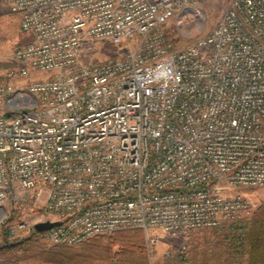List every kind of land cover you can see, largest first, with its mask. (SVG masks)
Segmentation results:
<instances>
[{
	"label": "built area",
	"instance_id": "obj_1",
	"mask_svg": "<svg viewBox=\"0 0 264 264\" xmlns=\"http://www.w3.org/2000/svg\"><path fill=\"white\" fill-rule=\"evenodd\" d=\"M190 1L9 0L28 39L0 75V214L34 213L7 230L58 220L44 242L76 246L140 229L150 250L252 213L231 192L264 187V0H227L177 48L163 26ZM103 44L125 50L85 58Z\"/></svg>",
	"mask_w": 264,
	"mask_h": 264
},
{
	"label": "rangeland",
	"instance_id": "obj_2",
	"mask_svg": "<svg viewBox=\"0 0 264 264\" xmlns=\"http://www.w3.org/2000/svg\"><path fill=\"white\" fill-rule=\"evenodd\" d=\"M226 1L227 0H191L184 8L175 11V13L167 19L163 26L165 33L174 41L177 48L184 47L196 37L202 36L212 29ZM8 6L9 0H0V75H2L6 69L15 67L16 62L13 57V50L17 45L22 44L28 39V36L20 30L19 13L10 12ZM123 50H125L123 47L116 48L109 44H103L99 49L86 53L85 58L91 61L104 60L114 54L121 53ZM44 75L43 72H35L32 76L41 78ZM32 76H30V78ZM30 78H28V80ZM231 193H240L254 204L252 213L238 220L249 219L257 206L264 200V187L236 188ZM2 206L3 213L0 214V248L5 243L6 239L12 242L30 234L28 229L20 230L15 232V234L5 229V227L8 224L14 223L17 218L20 217L18 214L20 215L22 211H26L29 215L34 213L33 209L27 207L24 210L19 208L12 213L13 203L9 199L4 200ZM11 214L14 218L10 219ZM223 223L226 222H222L218 227L193 230L186 237L171 236L170 234L158 232V243L150 250L146 248L148 263L221 264L223 258L226 256L223 252L225 251V245L220 232L221 230H219V227ZM110 234L111 233L102 235ZM182 244L187 248L184 259H166L165 251L167 249L177 248ZM45 245L47 247L49 246L47 244ZM80 245L71 247L76 248ZM33 262V260H28L27 264H33ZM91 264L103 263L95 261Z\"/></svg>",
	"mask_w": 264,
	"mask_h": 264
},
{
	"label": "trees",
	"instance_id": "obj_3",
	"mask_svg": "<svg viewBox=\"0 0 264 264\" xmlns=\"http://www.w3.org/2000/svg\"><path fill=\"white\" fill-rule=\"evenodd\" d=\"M219 230L226 254L221 264H264V200L249 219L223 223ZM29 231L30 234L24 238L12 242L5 240L0 248V264H27L28 260H33V264H91L95 261L103 264H149L140 229L95 235L76 248L67 245L47 247L41 232L33 228Z\"/></svg>",
	"mask_w": 264,
	"mask_h": 264
},
{
	"label": "water",
	"instance_id": "obj_4",
	"mask_svg": "<svg viewBox=\"0 0 264 264\" xmlns=\"http://www.w3.org/2000/svg\"><path fill=\"white\" fill-rule=\"evenodd\" d=\"M59 223H60V221H58V220H56V221H49V220L38 221V222L34 223L33 229L37 232H43V231H45V230H47V229L51 228L52 226H55Z\"/></svg>",
	"mask_w": 264,
	"mask_h": 264
}]
</instances>
